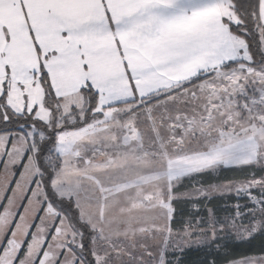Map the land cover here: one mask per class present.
Returning <instances> with one entry per match:
<instances>
[{"label": "snow or ice", "instance_id": "6c2138e0", "mask_svg": "<svg viewBox=\"0 0 264 264\" xmlns=\"http://www.w3.org/2000/svg\"><path fill=\"white\" fill-rule=\"evenodd\" d=\"M0 264H264V0H0Z\"/></svg>", "mask_w": 264, "mask_h": 264}]
</instances>
